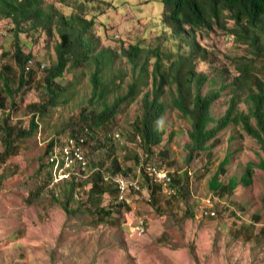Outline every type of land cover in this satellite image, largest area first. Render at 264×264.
I'll use <instances>...</instances> for the list:
<instances>
[{
	"label": "rangeland",
	"instance_id": "obj_1",
	"mask_svg": "<svg viewBox=\"0 0 264 264\" xmlns=\"http://www.w3.org/2000/svg\"><path fill=\"white\" fill-rule=\"evenodd\" d=\"M70 1L73 8H57L71 13L80 6L79 12L89 15L95 23L89 32L97 39L98 51L119 55L122 49L139 45L145 49L143 54L155 47L173 57L189 53L188 42L192 38L186 39L185 33L182 38L171 34L164 22L163 0ZM13 27L10 20L0 21V70L7 65L16 69L14 53L19 41L22 52L33 56L27 64L33 72V81L16 94V107L9 97L4 98L6 106L0 111V123L6 118L10 126L28 130L34 117L38 128L22 140L16 154L0 162V264H264V170L257 166L264 162V152L255 139L232 124L208 142L210 145L216 139L219 141L217 145L212 144L209 153L193 156L188 165L185 159L190 143L189 126L178 111L168 109L157 123L165 131L160 147L167 153L163 159L155 154L150 161L133 134L134 114L141 104L139 96V102L119 112L117 125L108 131L109 141L105 130H101L94 140L80 138V145L76 146L77 140L68 137L67 127H73L81 111L89 105L94 66L65 72L59 80L68 91L41 118L38 107L46 102V95L40 83L46 69L56 62L58 40L44 31H34L19 33L17 41ZM233 29V22L228 21L225 29L214 25L211 31L202 29L196 33L201 52L206 50L195 61L196 71L209 77L203 93L211 86L219 91L222 84L232 83L240 73L238 67L255 57L257 50L249 44L253 34L247 36L249 41L242 42L231 32ZM254 33L260 38L258 47H262L264 31ZM260 53L264 54V48ZM152 64L153 59L148 64L149 71ZM109 71L125 74L121 87L126 91L132 77L130 65L121 57L116 58ZM252 76L264 81V64L257 63ZM151 82L149 76L148 86L141 93L150 90ZM211 82L215 84L210 85ZM232 96L230 90L222 92L213 107L216 119L225 115ZM170 98L167 92V102ZM244 98L243 93L238 111L248 112ZM171 134L174 135L170 139ZM50 141L55 143L52 158L48 155ZM76 147L83 161L70 156L67 160V153ZM3 151L0 135V154ZM135 154L139 162L132 168L133 173L114 176L105 172V168L111 169L114 158L123 168L131 167L130 160ZM228 155L230 161L220 171L221 184L228 186L230 180H240L248 164L254 169L252 183L247 187L240 183L232 192L212 191L211 179ZM153 159L160 167L152 164ZM49 162L53 164L50 179ZM60 162L64 164L61 166ZM146 164L168 171L172 178L185 177L188 173L189 196L173 202L162 214L156 211L150 202L151 192L145 176L153 177L144 172ZM41 165L44 168L39 170ZM38 170L41 176H36ZM95 170L104 171L107 183L112 181L117 186L116 181L123 178L129 184L137 182L141 188L130 186L120 194L117 187V198L109 193L92 198L90 176ZM71 183H74L73 194L67 200L63 187ZM40 185L43 191L37 195ZM31 189L33 197H30ZM162 191L172 201L174 195L163 188ZM62 203L68 204L69 211ZM96 206L109 210L111 215L105 220L98 218ZM209 211H214L215 216L208 214ZM140 220L144 221L143 235L137 229Z\"/></svg>",
	"mask_w": 264,
	"mask_h": 264
},
{
	"label": "trees",
	"instance_id": "obj_2",
	"mask_svg": "<svg viewBox=\"0 0 264 264\" xmlns=\"http://www.w3.org/2000/svg\"><path fill=\"white\" fill-rule=\"evenodd\" d=\"M85 1L87 0H83L82 3ZM163 3L166 11L164 22L171 29V34L182 38V34L185 33L186 39L188 36L192 38L188 42L190 46L188 55L179 53L173 57V55L161 52L160 47H155L147 54H143L145 49L139 45L124 48L119 55L112 51H98L97 39L89 32L95 24L88 17L89 15L86 16L79 12L80 6L75 7L74 5L76 12L71 13L57 8V6L73 8L70 0H0V21L10 20L14 26L17 41L19 33L34 31H44L49 37L55 36L58 40L55 46L56 62L46 69L43 82L40 83L45 91L46 102L38 107V116L43 118L48 109L58 105L68 91L67 87L61 86L59 80L63 78L65 72L94 66V73L90 79L92 90L89 105L81 111L79 121L73 127L72 125L67 127L70 132L68 137H75L77 140L76 146L80 145L78 142L80 138L94 140L101 130H105L106 140L109 141L108 131L115 124L117 125L116 120L119 112L126 111L129 104L137 102L141 96V104L134 114L133 134L147 152V159L150 161L155 157V154L163 159L167 153L163 147H160L164 141L165 131L158 128L157 123L166 116L168 109L178 111L189 126L190 143L185 159L188 165L193 156L200 155L202 152L209 153L212 144L217 145L219 141L216 139L210 145L208 142L217 137L221 130L232 124L241 127L246 135L255 139L264 152V81L252 76L256 64L258 63L260 66L264 64V54L260 53L264 44L262 47H258L260 38L254 33L264 31V0H163ZM228 21L233 22L234 29L231 32L242 42L249 41L247 36L253 34L249 44L257 50L255 57L249 63L241 64L238 67L240 73L232 83L222 84L219 91L214 90L211 86L208 92L203 93L209 77L205 73L196 71L195 61L197 56L205 54L206 50L203 49L201 52L202 49L195 40L196 33L202 29L211 31L214 25L225 29ZM16 44L14 53L16 69L7 65L0 70V111L5 109V97H9L10 103L16 107V94L33 81V72L27 69V64L33 56L25 55L22 52L19 41ZM150 56L152 57L150 58ZM120 57L130 65L132 73L131 81L126 85V91H122L121 87L125 74L122 71H118L119 73L109 71L114 66L116 58ZM151 59H153V68L149 71L148 64ZM149 76L152 81L151 88L149 91L141 93V90L148 86ZM213 84L215 83H210V85ZM227 90L232 91L233 96L225 115L221 119H216L213 107L222 97V92ZM167 92L171 95L169 102L165 99ZM243 93L245 94L244 100L248 104V112L238 111ZM211 124L214 126L211 127ZM37 128L38 124L35 123L34 117L30 121L28 130L23 127L14 128L9 125L8 119L3 118L0 123V135L4 151L0 154V162L4 163L9 156L16 154L21 147L22 140L31 136ZM173 135L171 134L169 138L171 139ZM57 143L60 144V141ZM54 145V141H50L48 155L51 158L54 153ZM106 146L107 144L104 142L105 149ZM155 148H158L157 153H155ZM61 153L62 149L59 154L61 155ZM73 157L71 153L70 159ZM130 161H132L131 167L123 168L114 158L111 169L105 168V172L109 171V174L112 173L114 176L119 173L127 175L128 171L133 173L132 168L139 162L138 155L135 154ZM229 161L228 155L220 165V170L212 177L210 182L212 191L232 192L240 183L245 187L251 185L254 174L252 164L246 166V171L240 180L232 179L228 186L221 184L220 171ZM157 162L153 159L152 164L156 165ZM63 164L60 162L61 166ZM257 166L264 170V162ZM43 168L44 166L41 165L39 170ZM48 168L47 176L50 179L53 164L49 162ZM92 168H94L93 165ZM40 172L36 176H41ZM103 173L104 171L95 170L90 176L92 198H99L105 193L114 197L118 194L117 186L112 181L107 183ZM197 174H199V170H197ZM145 177L151 192L150 202L153 208L161 214L164 208L169 209L173 202L177 203L181 198L189 196L190 177L188 173L185 174V177H171L170 188L175 191V194H171L174 195L171 197L172 201L163 194L161 184L153 178ZM63 188L66 199L72 198L74 183L65 185ZM42 191L43 187L40 185L36 194L38 195ZM33 193L34 191L31 189L30 197H33ZM97 200L99 201V199ZM62 206L68 209L67 203H62ZM96 211L99 214L98 218L102 220L111 215L109 210L99 209L98 206H96ZM263 233L264 231H262Z\"/></svg>",
	"mask_w": 264,
	"mask_h": 264
},
{
	"label": "built area",
	"instance_id": "obj_3",
	"mask_svg": "<svg viewBox=\"0 0 264 264\" xmlns=\"http://www.w3.org/2000/svg\"><path fill=\"white\" fill-rule=\"evenodd\" d=\"M29 63H31V60L29 61ZM28 69V68H27ZM76 145V144H75ZM73 154L74 156V160H82L83 161V157L80 154V149L79 147H76V149L74 151H70L69 153H67V160L69 159L70 154ZM143 169L144 172L146 174H148L149 176L153 177V179L155 181H157L159 184H161L162 188L169 194H175V191L173 189L170 188V184H171V177L169 175V172L161 169V168H156L152 165L146 164L143 165ZM117 187L120 191V194L124 193L127 189H129L130 186H132L133 188L140 190V185L135 182V183H128V181H126L123 178H119L117 181ZM210 202V200H209ZM208 214H212L213 216H215V212L214 211H209ZM137 229L139 230V235H143V233L145 232V226H144V221L140 220L138 225H137Z\"/></svg>",
	"mask_w": 264,
	"mask_h": 264
}]
</instances>
